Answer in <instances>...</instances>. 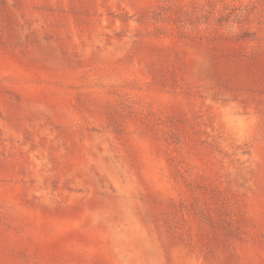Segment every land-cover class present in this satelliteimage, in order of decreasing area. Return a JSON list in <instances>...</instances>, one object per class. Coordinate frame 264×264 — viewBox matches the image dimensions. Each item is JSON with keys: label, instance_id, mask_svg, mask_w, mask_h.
<instances>
[{"label": "rangeland", "instance_id": "1", "mask_svg": "<svg viewBox=\"0 0 264 264\" xmlns=\"http://www.w3.org/2000/svg\"><path fill=\"white\" fill-rule=\"evenodd\" d=\"M0 264H264V0H0Z\"/></svg>", "mask_w": 264, "mask_h": 264}]
</instances>
